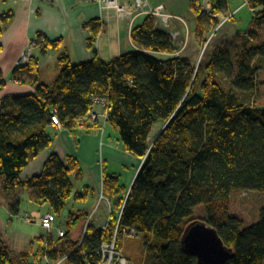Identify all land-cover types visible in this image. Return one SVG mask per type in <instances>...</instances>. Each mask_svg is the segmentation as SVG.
I'll return each mask as SVG.
<instances>
[{
	"label": "trees",
	"instance_id": "1",
	"mask_svg": "<svg viewBox=\"0 0 264 264\" xmlns=\"http://www.w3.org/2000/svg\"><path fill=\"white\" fill-rule=\"evenodd\" d=\"M244 1L252 14L246 29L217 44L197 67L184 57L160 56L175 52L173 39L148 16L131 31L136 48L108 63L95 56L74 65L64 49L49 84L39 82L34 58L16 68L12 80L33 85L34 92L0 100V196L11 198L20 189L32 204L48 205L56 214L71 197L85 199L86 194L73 195L71 177H78L79 167L71 157L63 164L52 154L40 175L25 182L19 175L51 146L46 130L56 126L52 117L74 132L92 99L101 97L109 108L107 125L117 131L122 148L142 159L127 192L116 176L103 175V193L112 200L110 234L120 214V228H133L142 239L140 264H198L180 240L189 223L201 220L233 250L225 264H264V207L257 222L245 228L229 211L233 190L264 193V109L254 100L258 73L264 69V0ZM196 3L192 0L190 7L201 41L212 21L198 12ZM211 3L215 15L226 12L227 0ZM12 17L11 12L0 16V37ZM83 27L91 30L87 45L92 48L100 25L91 21ZM40 39L37 35L35 40L41 53L64 48L61 39ZM5 84L0 70V91ZM6 207L16 217L20 200ZM87 217L85 210L69 212L64 236L56 241L48 236L44 247V237H39L35 252L14 255L0 241V264L63 257L64 264H95L104 234L89 225L82 238Z\"/></svg>",
	"mask_w": 264,
	"mask_h": 264
},
{
	"label": "crops",
	"instance_id": "2",
	"mask_svg": "<svg viewBox=\"0 0 264 264\" xmlns=\"http://www.w3.org/2000/svg\"><path fill=\"white\" fill-rule=\"evenodd\" d=\"M130 1L120 0L122 4H127ZM148 1L151 7L164 5L165 13L171 16L167 21L156 18L157 27L171 35L175 48L174 53L160 54V56L184 57L195 65L199 50L209 30L202 35L201 41L197 40L195 32L197 15L193 9L188 11L192 0ZM240 1H242V5L245 2L244 0ZM236 10L231 11L229 0H227L226 12L220 15L233 13ZM7 12H11L13 17L10 23L5 26L0 37V70L6 83L0 91V100L8 96L28 95L34 92L33 85L13 81L11 74L16 68L22 67L19 65L21 56L26 51L29 42L36 39L37 35H41L40 40L56 41L61 39L64 47L58 50L49 49L45 53H41L37 48L34 50L32 58L38 61V78L41 82L40 74L48 61L47 59L51 57L55 63L59 53L64 49L70 62L74 65L90 62L95 56L103 63H108L112 59L133 51L136 47L131 40V31L148 17L140 15L131 22L128 18H120L112 8L89 0H32L31 2L0 0V16ZM235 14L219 36L218 44L239 31L245 22L247 25L252 16L250 13V18L243 23L240 19L235 18ZM91 21H98L100 33L93 43V47L89 48L87 43L92 38V33L90 28L83 26ZM216 45L217 43L212 46V49ZM54 71L53 79L57 74V70ZM46 131L52 139L51 146L41 152L36 159L42 157V160L46 161L50 155L56 154L62 163L66 164L67 158L71 157L79 167L78 177L72 176L71 182L72 179H75L82 190V193L76 194H86V198L81 203L84 204L90 201L88 200L90 196L95 198L101 191L103 192L104 174L116 176L119 185L126 192L130 189L142 164V159L122 148L116 130L112 128L109 130L107 125L103 133L93 127L76 129L72 132L61 126H52ZM76 136H78L77 139ZM109 202L112 211V200ZM78 208L73 211L85 210L88 213L84 206ZM107 209V206L103 205L90 225L99 228L105 222Z\"/></svg>",
	"mask_w": 264,
	"mask_h": 264
},
{
	"label": "rangeland",
	"instance_id": "3",
	"mask_svg": "<svg viewBox=\"0 0 264 264\" xmlns=\"http://www.w3.org/2000/svg\"><path fill=\"white\" fill-rule=\"evenodd\" d=\"M32 1V0H31ZM28 1V2H31ZM203 0H199L196 3V9L201 14V7ZM230 9L231 11L236 10L233 12L235 14L236 19H240L243 23L245 20L250 18V13L248 7H244L242 5V1L240 0H229ZM102 6V5H101ZM212 9V8H211ZM192 9L188 7V11ZM238 11V12H237ZM228 13L226 15H215L212 17V25L208 29V35L206 36V42L203 43L201 49L199 50V54L197 56V62L195 66L197 67L199 64L203 63L205 56L212 50V46L216 43L218 44L219 36L222 34L223 30L226 29L227 23L229 24V20L231 17L228 18ZM188 19V18H186ZM227 19V20H226ZM222 24L216 31V27ZM246 22L243 24L242 27L239 28V31H244L247 27ZM209 45L207 51L204 53V50ZM204 59L201 60V58ZM46 61L45 67L41 71L40 81L44 84H49L53 80L54 70H57L58 73L59 69L57 67V61L54 63L53 58H49ZM57 75V74H55ZM223 84L228 89L230 87L229 83L226 81H222ZM258 86L256 90V94L254 95V100L256 105L264 109V69L258 73ZM159 126H156L154 132L158 130ZM109 130L110 127L108 126ZM50 132V130H49ZM48 159V158H47ZM45 161L42 160V157L36 159L31 165H29L26 169H24L20 175L19 179L21 182H25L30 180L34 176H38L41 174L43 165ZM1 182V181H0ZM73 184V194L82 193L81 188L77 185V181L72 179ZM20 200V208L19 214L16 217H12L8 214L7 210V203L14 200ZM90 201L86 203H81V201H77L71 197L69 200L66 201V205L64 210L61 214H56L52 212L48 205H35L32 204L28 199L27 192L16 189L14 192L13 197L6 198L5 196H0V241L11 251L12 254H19L22 252H28L30 249H33L35 252L38 248L37 239L41 236L44 237V245L46 246V238L51 235L54 241L58 239L57 237V230L62 229L65 230V223L67 220V215L69 212L73 211L74 209H80L83 206L88 210V213H92L93 209L95 208L98 200V196L94 198V196H90L88 199ZM77 207V208H76ZM264 207V193L257 192V191H250V190H233L231 192L230 198V214L233 216L238 217L243 222V228L252 225L257 222L259 217V211L261 208ZM199 212V210H198ZM196 212V213H198ZM51 213L55 216V222L53 224V230L51 233L46 232L45 230L40 227V219L43 215ZM99 213V212H98ZM97 213V214H98ZM116 214V213H115ZM97 217V216H96ZM94 220V219H93ZM103 222V220H100ZM106 221V218H104ZM83 233V231H82ZM122 241V240H121ZM120 245L123 249L124 254L136 262L137 264L142 263L143 261V254L144 249L142 245L141 237H134V238H126L120 242ZM32 264H49V260L47 258H41L39 261L34 262L32 259L30 260Z\"/></svg>",
	"mask_w": 264,
	"mask_h": 264
},
{
	"label": "built area",
	"instance_id": "4",
	"mask_svg": "<svg viewBox=\"0 0 264 264\" xmlns=\"http://www.w3.org/2000/svg\"><path fill=\"white\" fill-rule=\"evenodd\" d=\"M31 1V0H24ZM90 2L102 5L107 8H112L115 13L120 18H128L131 22L140 15H147L153 18H159L163 21H167L171 16L165 13L164 5H158L151 7L148 0H131L127 4H122L120 0H89ZM201 12L206 16L212 19L215 15L212 11L211 0H203L201 2ZM245 5V4H244ZM252 11V10H251ZM234 13L228 15V18L233 16ZM227 20V19H226ZM222 24H219L214 31H216ZM36 49V40H31L27 46L26 51L23 52L19 65H27L31 58L33 57V52ZM109 114V108L106 100L101 97H94L92 99V106L89 108L86 115L79 118L77 122V129H87V128H96L101 133H103L104 128L107 125V118ZM53 122L56 126H60L58 119L54 116L52 117ZM78 136H76V139ZM107 206V217L106 221L99 226L103 234V240L100 243L95 253L98 257V260L95 264H137L130 258H128L120 245V242L126 238H134L137 236L136 230L133 228H120V214L117 216V221L115 227L113 228L112 233L110 234V223H111V208L108 198L101 191L98 196L97 204L93 209L92 213L89 214L88 219L86 220L83 228L82 238L87 227L95 218V215L99 212L101 207ZM55 216L51 213L43 215L40 219V226L48 233H51L53 230V224L55 222ZM65 234V231L62 229L57 230V237L61 238ZM110 235L107 237V235ZM122 240V241H121ZM65 257L58 261H49V264H64Z\"/></svg>",
	"mask_w": 264,
	"mask_h": 264
},
{
	"label": "water",
	"instance_id": "5",
	"mask_svg": "<svg viewBox=\"0 0 264 264\" xmlns=\"http://www.w3.org/2000/svg\"><path fill=\"white\" fill-rule=\"evenodd\" d=\"M181 246L188 254L197 258L198 264H225L233 256L217 231L201 220L189 223L183 231Z\"/></svg>",
	"mask_w": 264,
	"mask_h": 264
}]
</instances>
